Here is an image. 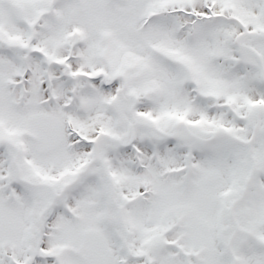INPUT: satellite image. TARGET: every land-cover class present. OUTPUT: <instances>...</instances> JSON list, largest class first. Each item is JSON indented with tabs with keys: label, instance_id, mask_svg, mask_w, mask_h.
Here are the masks:
<instances>
[{
	"label": "snow or ice",
	"instance_id": "1",
	"mask_svg": "<svg viewBox=\"0 0 264 264\" xmlns=\"http://www.w3.org/2000/svg\"><path fill=\"white\" fill-rule=\"evenodd\" d=\"M0 264H264V0H0Z\"/></svg>",
	"mask_w": 264,
	"mask_h": 264
}]
</instances>
